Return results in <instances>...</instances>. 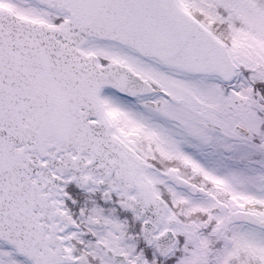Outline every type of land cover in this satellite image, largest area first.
<instances>
[{
    "label": "snow or ice",
    "instance_id": "1",
    "mask_svg": "<svg viewBox=\"0 0 264 264\" xmlns=\"http://www.w3.org/2000/svg\"><path fill=\"white\" fill-rule=\"evenodd\" d=\"M0 264H264V0H0Z\"/></svg>",
    "mask_w": 264,
    "mask_h": 264
}]
</instances>
